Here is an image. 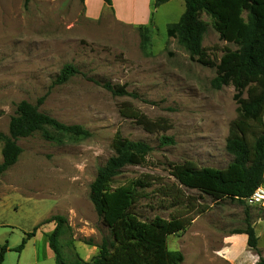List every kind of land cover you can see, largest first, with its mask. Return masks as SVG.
<instances>
[{
  "label": "rangeland",
  "instance_id": "374dc122",
  "mask_svg": "<svg viewBox=\"0 0 264 264\" xmlns=\"http://www.w3.org/2000/svg\"><path fill=\"white\" fill-rule=\"evenodd\" d=\"M183 11V0H170L153 10L149 26L141 28L106 17L87 19L78 0H30L27 9L23 0H0V132L7 134L21 100L62 123L90 131L88 137H65L61 143L47 141L39 132L17 141L21 148L17 161L0 174V247L5 243L17 247L26 233L37 228L22 252H5L4 264H55L54 257L45 253L48 234L34 236L49 228L42 222L56 214L64 216L68 225L59 237L63 257L89 260L96 254L94 244L108 232L88 194L97 168L113 152L116 130L152 147L144 164L122 169L116 185L144 174L154 179L152 188L171 185L175 181L169 161L223 168L232 160L225 139L236 115L234 88L214 89L210 84L214 67L191 61L177 40L167 36L166 27ZM201 19L207 24L202 46L208 52L219 58L225 48H235L219 39L208 16L202 14ZM67 63L78 72L64 83H55ZM105 82L125 84L138 97L112 94ZM126 105L156 121L159 131L148 133L121 116ZM160 135L173 142L161 144ZM1 147L0 142V163ZM183 190L198 197L194 189ZM201 200L207 211L196 216L187 232L168 238V247L183 254V264L220 259L222 236L243 228L247 217L255 224L260 219L258 208H264L229 199L212 203L207 196ZM157 202L154 196L141 198L137 210L148 217H167L171 209ZM260 243L264 244V234ZM198 244L212 249L199 254Z\"/></svg>",
  "mask_w": 264,
  "mask_h": 264
},
{
  "label": "trees",
  "instance_id": "16d2710c",
  "mask_svg": "<svg viewBox=\"0 0 264 264\" xmlns=\"http://www.w3.org/2000/svg\"><path fill=\"white\" fill-rule=\"evenodd\" d=\"M29 1L23 0L24 9L28 8ZM78 1L84 5V0ZM166 1L155 0L154 5L157 7ZM183 1L184 11L178 21L166 27V34L177 40L191 61L214 67L215 75L210 81L214 89L233 86L236 115L229 123L225 139V150L232 155V160L223 168L198 166L191 160L181 163L169 161V174L175 181L171 185L152 188L154 179L148 174L116 185V177L123 168L144 164L152 151L148 142L131 140L116 130L111 141L113 152L97 168L88 194L108 237L97 244L91 240L87 242L97 247L91 259L83 260L76 255L75 259L67 261L59 248V237L64 233V226L68 228L67 220L62 215H51L42 223H55L47 235L55 264H182L183 254L168 247V238L185 232L197 215L207 211L208 206L201 199L207 196L212 203L229 199L245 204L244 199L264 182V0ZM103 2L112 7V0ZM202 14L209 17L219 39L235 48H225L216 58L202 46L207 30ZM77 72L74 65L64 64L55 83H64ZM103 86L115 95L138 97L134 92H128L125 84L105 82ZM120 114L134 120L148 133H156L160 129L156 121L149 120L128 105L120 109ZM36 132L43 139L56 143H61L65 137L79 139L90 136V131L81 125L62 123L39 111L37 105L21 100L10 119L7 134L0 132V174L17 161L21 152L17 141ZM159 140L161 144L173 142L165 135H160ZM149 187L150 193L145 192ZM183 188L196 190L198 197L186 194ZM152 196L158 199V206L171 209L167 217L159 214L148 217L137 210L141 198ZM258 211L257 218L264 220V208L259 207ZM36 228L26 233L17 247L8 248L6 243L3 244L0 247V264L7 250L21 251ZM232 233L246 234L248 248L259 256L256 264H264V257L257 247L254 225L248 217L244 227Z\"/></svg>",
  "mask_w": 264,
  "mask_h": 264
},
{
  "label": "crops",
  "instance_id": "0c3cea01",
  "mask_svg": "<svg viewBox=\"0 0 264 264\" xmlns=\"http://www.w3.org/2000/svg\"><path fill=\"white\" fill-rule=\"evenodd\" d=\"M170 0L160 4L164 5ZM155 0H112V7L107 6L103 0H84L83 10L84 16L90 20H99L102 17L111 19L117 22L131 24L134 26H149L150 20L153 15V10L157 9L159 6L155 7ZM110 17V18H109ZM264 185V182L263 184ZM264 187V186H262ZM194 221V220H193ZM189 225L191 226L194 222ZM49 228L42 229L40 233L36 232L35 237L39 234L45 236L49 234L55 227L54 222L47 223ZM259 224L260 228H257ZM254 225L256 235L258 237V250L261 256L264 257V244L261 245L260 237L264 234V220L258 219ZM258 229L261 231L259 232ZM188 230V229H187ZM186 230V232H187ZM198 236V235H193ZM222 252L217 255L220 259L215 261L205 262L203 260L197 261L195 264H256L258 261V254L250 250L247 246V235L244 233H230L224 234L221 238ZM181 244V243H180ZM197 252L199 254H204L207 250H211L210 245L198 244ZM8 248H13L9 247ZM194 249V248H193ZM178 250V249H174ZM10 250H7V252ZM23 251V250H22ZM21 251V252H22ZM21 252L18 253L19 259ZM45 253L48 257H54V253L49 247L48 239L45 242ZM36 259V257H35ZM4 264V260L2 262ZM183 264V263H182Z\"/></svg>",
  "mask_w": 264,
  "mask_h": 264
},
{
  "label": "built area",
  "instance_id": "2783aa9c",
  "mask_svg": "<svg viewBox=\"0 0 264 264\" xmlns=\"http://www.w3.org/2000/svg\"><path fill=\"white\" fill-rule=\"evenodd\" d=\"M247 205H261L264 206V189L258 187L255 191L248 197L244 199Z\"/></svg>",
  "mask_w": 264,
  "mask_h": 264
}]
</instances>
